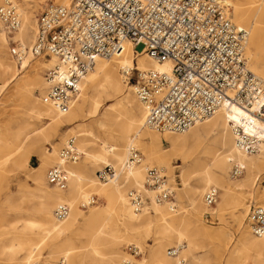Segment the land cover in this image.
<instances>
[{"label":"built area","instance_id":"2783aa9c","mask_svg":"<svg viewBox=\"0 0 264 264\" xmlns=\"http://www.w3.org/2000/svg\"><path fill=\"white\" fill-rule=\"evenodd\" d=\"M229 8L225 0L51 1L37 17L33 43L25 46L10 39L9 53L19 65L30 57L55 59L45 73L44 99L61 113H68L96 60L121 56L130 42L136 55L145 53L159 63L171 64L169 71L141 69L137 64L121 69L124 82L133 87L146 111L145 123L149 128L159 133H183L221 108L238 105L262 126L250 119L231 120L236 147L255 155L264 143V80L249 68L248 32L233 22ZM21 24V12L14 1L0 5V31L13 34ZM138 45L143 48L138 50ZM81 156L75 138H70L60 150V162L47 170L49 184L66 189L70 173L65 165L78 162ZM142 159L140 150L132 146L126 166L133 167ZM244 172V166L234 163L233 176ZM116 174L112 165L97 171L104 182ZM257 182L264 192V175ZM143 187L156 192L157 203H169L171 209H176L174 190L163 167L148 166ZM142 189L132 188L128 192L136 212L147 207L148 198ZM218 195L216 188H210L204 195L206 205H214ZM97 202L93 195L83 207ZM69 211L66 204H59L54 214L63 219ZM247 223L253 234L264 236V205L250 206ZM127 248L135 256L143 252L134 244ZM179 252L176 246L168 249L170 256H178Z\"/></svg>","mask_w":264,"mask_h":264},{"label":"bare ground","instance_id":"6f19581e","mask_svg":"<svg viewBox=\"0 0 264 264\" xmlns=\"http://www.w3.org/2000/svg\"><path fill=\"white\" fill-rule=\"evenodd\" d=\"M6 1L7 0H0V4H3ZM12 1L17 4L16 0ZM22 1L23 2L21 5L17 4L21 12L22 24L20 29L14 33L15 35H13V37H11L12 35L10 36V39H16L18 37L16 40H18L20 44L30 46L37 31L36 18L33 14V8L38 5V0H34L33 5L29 0ZM56 1L60 3L67 2V0ZM225 3H227L230 7V18L232 20H237L242 25H249V20L251 19L249 12H257L261 18H264V0H225ZM231 7H233V15L231 13ZM234 20L233 22L236 23ZM256 32V28L251 29V31L248 32V45L246 46L247 59L248 55L250 58L257 59L255 52L261 50V44L258 43V39L255 36ZM249 35L251 36L249 37ZM8 44L9 36L6 32L0 31V78H5L7 74L13 69V66L7 58ZM8 54L10 56V53ZM38 58L46 61L43 63L35 62L32 65L31 69L34 73L30 77L32 79V81L30 80V85L35 87L37 86V88L43 85V95L47 87V82L42 76L41 71L44 67L49 68L53 66L55 64V59L42 57ZM28 62V59L25 60L20 65V70L26 69L28 65H30V62ZM136 64L141 69L154 68L162 71H169L171 68V64L169 62L159 63L156 60L148 57L145 53L136 55L134 53L133 44L129 42L126 43L125 50L121 56L113 57L111 59L98 58L96 60L93 68L83 79L81 91L73 102L68 113H61L58 109L52 106L47 99L39 98L34 101L33 109H31L29 115L34 116L36 119L47 120L49 122V128L51 132H55L58 127L68 122H73L86 117L85 108L89 101H93V109L91 114L92 116H95L97 112L99 113L98 110L101 106L102 96L107 93H119L120 91V82L116 77L118 67H120L121 70L125 66L132 67ZM249 68L252 72L254 70L253 73L264 80V68L261 69L256 64H252L251 67L249 66ZM14 79L15 76L8 77V79L4 81V84L0 86V89L3 86L10 84ZM122 81L124 83L123 75ZM124 85L126 86V84ZM129 87L132 88L133 91V87L131 85H129ZM90 90L93 92V97L87 95L88 91ZM134 102L135 99L130 94L126 95L122 100L119 101V105L122 107V113L120 114L125 116V120L123 121L121 127L122 134L120 144L117 145L109 141H104L101 143V150L98 153H93L88 150L89 135L87 131L81 128L79 132L77 131L78 133L75 132V134L77 133V137L80 138L82 150L88 163L97 165L99 162H103L107 163L106 165H112L109 164V162L110 160H113L118 164L116 166L119 168H116L114 165H112L116 169V176L107 182L105 181L104 184H100L98 182L100 179L98 178L97 173L96 178H87L83 175V173H81V170H88L90 166L88 167L85 165L82 168L81 165L74 163H68L65 165V168L70 173V181L66 189H59L49 184L47 180V173L45 179V166L51 165L55 161L57 162V160L58 163L60 162L59 153L61 149L58 152V158L53 146L52 148L45 150L43 153V163L39 167L35 168L34 171L28 176L36 183V190L39 192L37 210L40 218V225L37 227L42 233H44V237L42 240H40V242H38L39 245L32 249H30V247L28 248L26 254V259L28 260L26 263H41L43 261L54 262L43 259L36 260L37 255L40 254L38 250L46 240L49 242L52 258H56L58 255H63V257H65L58 260H64L63 264H66V260H69V264H105V262H114L117 264L119 257L122 254L123 256L126 254L123 251V248L128 241H126L123 235L118 234L110 236L107 234V232H104L103 228L106 226L105 216L108 210L102 211L100 208H95L89 215L83 212V210L80 208V203L82 202L83 206L84 203L89 202L91 198V192L102 195L105 200L110 203L109 207L114 206L115 203L120 205V211L118 215L119 222L126 234H140L144 230L151 229L154 224L158 225L157 233L159 234L158 237H160L159 239L161 241L152 251L151 262L154 264H182L183 259H180V254L188 255L196 248L199 230L197 223L199 218L202 216L201 213L203 210L201 197L202 195L204 196L210 188H216L218 190L219 197L217 198V201L214 205H206L207 208H209L208 210H211L213 214L221 215L227 208L234 206L235 209H243V212H240L239 214L235 213V219H239L241 215L245 216L246 207L248 206L246 201H249L248 196L252 195L253 191L256 189L258 175L264 173V143L262 144V149L258 154L248 155L243 153L236 147L231 120L243 122L250 119L260 126V123L256 121L254 116L238 105H234L231 108L223 107L211 117L196 123L189 130L183 133H163L168 134L171 140V156L174 155L185 162L192 163L191 167L186 169L184 172L189 173L192 171L196 173L197 171L198 174L200 172L202 189L191 187L188 192L192 205L190 216L188 217L186 215H181L180 213H171V210L174 211L171 209V204L157 203L154 200L156 192L150 188L143 187L146 167L141 165L142 161L139 164H135L133 167L126 166V162L130 156L131 147H136V145L141 142L142 137L144 136L143 129H151L145 123L146 111L142 103L140 101L138 102L143 111V120H141V112L137 111L135 108L136 106L134 107ZM111 106L112 105H110V107ZM203 123H205L207 126L204 128L206 133L215 134L214 143L216 144V147L220 146L222 148L223 153L220 154L214 151L212 148L213 146H210V142L203 139V136L198 128V125ZM26 127L28 128L27 133L24 131ZM228 128L230 129L231 134L228 132ZM38 130L39 129H36V127L31 124L28 119H23L21 126H19L14 132L0 130V154L2 150H8L6 154L4 153V157L7 155V157L4 158V162H7L11 153H17V149L22 148L23 144L25 145L26 143L30 142L25 153L20 156L22 162L21 166L26 167L28 165V157L26 154H28L30 150L36 149L41 142L47 140V134L49 135V132L46 130ZM110 134L111 132L108 133V135ZM190 135L192 136L190 137ZM69 137L75 138L76 145L79 148L80 144L79 141L77 142V138L75 136ZM69 137L66 138L64 144H66L70 139ZM146 152L148 158L147 163H163L168 169H174L171 160H168L166 157L162 156L161 153H159V150L155 149V145H147ZM225 153L231 154V156ZM201 154L204 155L203 160ZM209 157L211 163L208 162ZM228 162H231L232 167L234 163L244 166L245 173L241 179L233 181V178H238L241 175L235 177L232 174L227 178V170L229 167ZM160 167L167 169L164 166ZM122 174L126 175V180L129 178L134 179L136 189L143 188V193L145 197L148 198L147 206L150 205L151 207L152 205L151 208L153 210L150 211L149 208L146 207L143 211L136 212L133 209L128 198L129 191L127 192L126 197L122 191L123 183L121 184L118 181ZM168 181L170 183L169 178ZM237 186L241 187L239 189H245L249 192V195L245 198L244 202L242 200L239 201L235 196ZM259 198L261 201L259 204L262 203V205H264L263 191H261V194H259ZM59 204H66L70 209L69 215L63 219H57L55 214H53L54 207L56 205L58 206ZM165 204H167L169 207ZM189 226L192 227V230H190ZM249 228H241V240L239 247L235 250H237L239 253L243 252L246 254V257L243 259V264H264V236H256L255 234H253V236L251 234L252 231H250ZM79 233L85 234L88 237V243L85 247L88 249V252L86 253L88 254V258L85 257V259L73 254L75 248L72 246V244L74 243V240H76L73 235ZM175 240L178 243L176 248H179L180 252L178 256H171V258L174 257L176 260L174 263V261L165 254V243H171ZM184 240H187L188 245H183ZM185 247L186 249H184ZM128 251L129 250H127V254L130 257H137ZM15 254L10 253L9 255L10 260L15 261L11 264H18L19 260H17ZM93 254L107 255V258L105 260H101L93 257ZM125 257L122 258V260L130 263L131 261L125 259ZM144 262L145 260L142 261V263Z\"/></svg>","mask_w":264,"mask_h":264},{"label":"rangeland","instance_id":"374dc122","mask_svg":"<svg viewBox=\"0 0 264 264\" xmlns=\"http://www.w3.org/2000/svg\"><path fill=\"white\" fill-rule=\"evenodd\" d=\"M29 1L32 5L34 4V0ZM51 1L57 2L56 0H38V5L33 8V14L36 18V21L39 13ZM16 2L18 5H21L23 1L16 0ZM231 13L232 15L234 13L233 7H231ZM249 16L251 17V19L249 20V25H242L237 20H233L240 27L245 28L248 32H250L251 29L256 28V31L258 33L256 32L255 36L258 39V43L261 44V50L255 52L257 59L250 58L248 55V61L250 67L252 64H256L259 68L262 69L264 68V18H261L257 12H249ZM7 35L9 36L10 40V36L12 35L11 37H13V35L15 34L13 33ZM250 36L251 35H249V37ZM16 39L12 38L13 41H18ZM142 48L143 45L137 46L138 50H141ZM8 53L9 44L7 47V58L13 66V69L7 74L5 78H0V86L4 84V81L7 80L8 77L15 76V79L10 84L3 86L0 89V130L14 132L18 129L19 126H21L23 119H28V121L33 124L36 129L42 131L46 130L49 132V135L47 134V140L41 142L36 149L30 150L28 154H26L28 157V165L26 167L21 166L22 162L20 156L25 153L26 148L30 142L26 143L25 145L23 144L22 148L17 149V153H11L7 162H4V158L7 157V155L6 157H4V155L8 150H2L0 154V264H11L15 262L14 260H10V253H16L15 256L17 257V260H19L18 264H26V261L28 260L26 259L28 248L30 247V249H32L35 246L39 245L38 242H40V240H42L44 237V233H42L41 230L37 227L40 225V218L37 210V203L39 202V192L36 190V183L28 176L34 171L35 168L39 167L43 163V153L45 152V150H48L53 146L58 158V152L65 145L64 141L66 140V138H68L69 136H75L77 138V142L79 141V148L82 152V156L81 159L74 164L81 165L82 168L85 165L88 167L90 166L88 170H81V173H83V175L87 178H96V172L102 169L107 163L99 162L97 165L88 163L82 150L80 138L77 137V133L81 130V128L87 131L89 135L88 150L93 153H98L101 150V143L104 141H109L117 145L121 143V127L123 121L125 120V116L120 114L122 113V107L119 105L120 100H122L126 95L130 94L135 99L134 107L136 106L135 108L137 109V111L141 112V120H143V111L138 103L139 101L132 91V88H130L129 84H127L126 82L123 83L121 75L122 73L120 67H118L116 77L120 82V91L119 93H107L102 96L101 106L98 110L99 113L97 112L95 116H92L91 112L93 109V101H89L85 108L86 117L73 122H68L58 127L55 132H51L49 128L50 125L47 120L36 119L34 116L29 115L31 109H33L34 101L39 98L44 99L46 95V90L42 95V92L44 90L43 85L41 87L39 86L38 88L37 86L35 87L30 85V80L32 81L30 77L34 73L31 67L35 62L43 63L46 60L38 57H30L28 58L30 62L28 63L30 65H28L26 69L20 70V65L17 64V62L13 58H11ZM47 69L48 67H44L41 71V74L44 78ZM124 84H126V86ZM87 95L91 97L94 96L92 90L88 91ZM110 105L112 106L110 107ZM206 127L207 126L205 123L198 125L203 139L210 142V146H213L212 148L214 151L220 154L223 153L222 148L220 146L216 147V144L214 143L215 134L206 133L204 129ZM24 131L25 133H27L28 128L26 127ZM75 132L77 133L75 134ZM109 132H111L110 135H108ZM228 132L230 133L229 128ZM143 133L144 136L142 137L141 142L136 145L143 156L141 165L146 168L152 165L164 166L167 168V166H165L163 163H147V145H155V149L159 150V153H161L162 156L166 157L168 160H171L174 169H165L166 174L168 173L170 184L174 189L173 197L174 202L176 203V209L174 211L171 210V213H180L181 215H186L189 217L192 205L188 192L191 187L202 189L200 172L199 174L197 171L196 173L192 171H190L189 173L184 172L186 169H189L191 167L192 163L185 162L178 157H175L174 155L171 156L172 144L168 134L158 133L148 128H144ZM191 136L192 135H190V137ZM228 155L231 156V154ZM201 157L203 160L204 155L201 154ZM208 162L211 163L210 157L208 158ZM57 163L58 160L51 165L45 166V179L48 168ZM109 164H112L116 168H119L118 166H116L118 164L113 160H110ZM228 166L227 178L231 176V162H228ZM244 173L238 178L232 177L233 181L241 179V177L244 176ZM123 174L120 176L118 181L121 184L123 183L122 191L127 197V192L132 188H136V185L133 178H129L128 180H126V175ZM263 175L264 173L259 174L258 177H261ZM98 182L100 184L105 183L104 181L100 180H98ZM239 188L241 187H236L235 196L239 201L242 200L244 202L245 198L249 195V192L245 189ZM258 193L261 194V191L260 186H258L257 182L256 189L253 191V194L251 193L252 195L248 196L249 201H246L248 206L246 207L245 216L241 215L239 219H235V213L239 214L240 212H243V209H235L234 206H231L227 208L221 215L213 214L211 210H208L209 208H207L204 201V196L202 195L201 198L203 210L201 213L202 216L199 218V221L197 223L199 227L197 235V246L192 251V253L188 255L182 254V256L180 254V259H183L182 264H243V259L246 257V254L243 252L239 253L235 249L239 247V243L241 240L240 238L242 235L241 228H249V225L247 223V216L250 210V206L252 204H259V202H261ZM90 194L91 196L95 195L98 199V202L96 204L88 206L87 208H84L81 202L80 208L83 210V212L89 215L95 208H100V210L102 211L108 210L105 216L106 226L103 228L104 232H107V234L110 236L118 234L123 235L126 241H128L123 248V251L126 254L124 256L122 254L119 257V259L117 260V264H154L151 262L152 251L161 241L159 239L160 237H158L159 234L157 233L158 225L154 224L151 229L144 230L140 234H126L119 222L118 215L120 211V205H118V203H115L114 206L109 207L110 203L106 201L102 195L93 192H91ZM56 207L57 205L53 209V214ZM147 207L150 211L153 210L151 208L152 205L151 207L150 205H148ZM189 227L190 230H192V227ZM249 230L251 231L250 228ZM80 233L73 235V237H75L76 239L72 244V246L75 248L73 254L85 259V257L88 258V254H86L88 252V249L85 248L88 243V237L85 234ZM251 234L253 235L252 232ZM131 244H134L142 249L143 252L140 256L130 257L127 254V247ZM177 244L178 243L176 242V240L171 243H165V254L167 257L172 259L174 263L176 260L174 257L171 258V256L168 255V249L177 246ZM183 245H188L187 240L183 241ZM184 249H186V247ZM38 252H40V254L37 255L36 260L43 259L56 262L60 258H65L63 257V255H58V257L56 258H52L49 248V242L46 240L40 246ZM93 257L105 260L107 258V255L93 254ZM124 257L131 262L127 263L125 262V260H122V258ZM143 260H145L144 263H142ZM66 264H69V260H66ZM105 264L115 263L105 262Z\"/></svg>","mask_w":264,"mask_h":264},{"label":"crops","instance_id":"0c3cea01","mask_svg":"<svg viewBox=\"0 0 264 264\" xmlns=\"http://www.w3.org/2000/svg\"><path fill=\"white\" fill-rule=\"evenodd\" d=\"M97 173V172H96Z\"/></svg>","mask_w":264,"mask_h":264}]
</instances>
